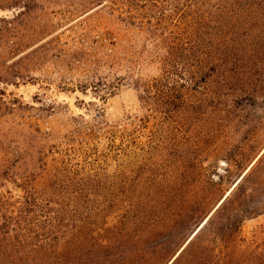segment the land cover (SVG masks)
<instances>
[{
  "label": "trees",
  "instance_id": "1",
  "mask_svg": "<svg viewBox=\"0 0 264 264\" xmlns=\"http://www.w3.org/2000/svg\"><path fill=\"white\" fill-rule=\"evenodd\" d=\"M108 2L127 25L146 27L151 46L140 70L154 64L160 73L141 72L134 84L143 106L162 120L182 121L194 109L189 106L205 102L221 110L227 96L233 104L264 99V0H83L74 9ZM23 7L32 10L30 4ZM242 12L258 19L231 15ZM20 16L0 18V81L15 76H8L4 60L21 47L12 41ZM216 76L223 80L222 91L210 92ZM240 77L246 86L229 94L226 86L230 90L229 83ZM130 137L140 149L139 140ZM5 149L0 155V264H169L175 257L171 264H210L211 248L232 239L236 250L243 223L257 213L247 202L250 175H239L224 193L200 155L194 158L197 188L168 185L172 176L167 175L133 190L117 186L112 177L101 189L98 175L74 170L65 159L50 163L45 151L38 152L40 157L20 154L19 164ZM7 183L21 197L3 192ZM102 198L109 202L100 203ZM194 226L198 229L191 231Z\"/></svg>",
  "mask_w": 264,
  "mask_h": 264
},
{
  "label": "rangeland",
  "instance_id": "2",
  "mask_svg": "<svg viewBox=\"0 0 264 264\" xmlns=\"http://www.w3.org/2000/svg\"><path fill=\"white\" fill-rule=\"evenodd\" d=\"M81 2L0 0V18L21 15L12 36L21 47L4 60L8 76H15L10 82L0 81V142L19 164L23 160L18 156L27 151L33 157L45 151L50 163L65 159L74 170L98 175L101 189L108 177L117 186L136 190L167 175L172 181L158 185L197 188V155L206 159L204 167L224 193L231 181L248 174L247 202L257 213L243 223L236 250L232 239L223 246L217 243L208 261L264 264V99L233 104L227 96L221 110L205 102L199 108L189 106L194 109L182 121L162 120L158 112L143 106L134 84L141 72L151 77L160 73L153 63L140 70L151 46L146 27L127 25L109 2L74 9ZM25 4L32 6L30 13ZM231 15L258 19L248 12ZM209 83L210 92L222 91L220 77ZM243 86L246 79L240 77L226 91L234 94ZM131 134L140 149L132 144ZM5 148L0 144L1 156ZM7 190L16 198L22 195L9 183L2 189Z\"/></svg>",
  "mask_w": 264,
  "mask_h": 264
}]
</instances>
